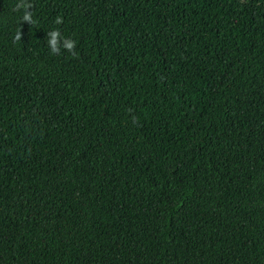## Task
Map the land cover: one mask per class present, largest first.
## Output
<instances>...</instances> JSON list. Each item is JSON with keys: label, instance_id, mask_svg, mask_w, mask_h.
Masks as SVG:
<instances>
[{"label": "trees", "instance_id": "16d2710c", "mask_svg": "<svg viewBox=\"0 0 264 264\" xmlns=\"http://www.w3.org/2000/svg\"><path fill=\"white\" fill-rule=\"evenodd\" d=\"M25 2L0 0V264H264V0Z\"/></svg>", "mask_w": 264, "mask_h": 264}, {"label": "clouds", "instance_id": "9594fccd", "mask_svg": "<svg viewBox=\"0 0 264 264\" xmlns=\"http://www.w3.org/2000/svg\"><path fill=\"white\" fill-rule=\"evenodd\" d=\"M22 6L24 12L21 17V20L32 23V16L31 13L28 11V9H30L32 6L30 0H27V2H25ZM20 7V4L16 5L17 9H19ZM55 23H61V18L59 16L55 19ZM46 43L50 54L53 55L59 53L62 49L72 52L75 47V42L71 38L63 37L58 29H53L47 33Z\"/></svg>", "mask_w": 264, "mask_h": 264}]
</instances>
